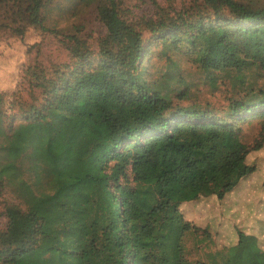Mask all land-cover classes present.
Here are the masks:
<instances>
[{"label":"trees","instance_id":"trees-1","mask_svg":"<svg viewBox=\"0 0 264 264\" xmlns=\"http://www.w3.org/2000/svg\"><path fill=\"white\" fill-rule=\"evenodd\" d=\"M49 1L0 0V15L18 35L45 30ZM99 1L106 34L96 64L76 52L71 70L31 73L29 102L0 93V264H264L255 233L234 223L233 240L219 244L157 188L184 178L198 192L196 163L166 155L243 125L258 127L254 145L219 162L227 181L217 199L256 172L246 156L264 147V5L192 0L175 22L140 26L118 0ZM144 32L165 55L154 78L142 65ZM170 51L189 57L192 77Z\"/></svg>","mask_w":264,"mask_h":264},{"label":"rangeland","instance_id":"rangeland-1","mask_svg":"<svg viewBox=\"0 0 264 264\" xmlns=\"http://www.w3.org/2000/svg\"><path fill=\"white\" fill-rule=\"evenodd\" d=\"M118 1L123 18L128 23L140 26L147 18L175 22L178 15L192 4V0ZM239 1L255 7L264 5V0ZM99 2L50 0L44 10L45 30L27 27L22 35L13 31L16 24L0 15V93L6 101L18 96L22 102H29L31 73H38L42 69L45 76L50 78L57 70H71L75 67L76 52L88 51L92 64L97 63L99 42L106 34V27L99 19ZM68 35H76L79 40H70ZM143 39L147 47L142 62L146 67L145 77L154 78L165 69V55L148 32H144ZM180 52L170 51L167 55L177 62L184 75L192 77L189 57ZM215 98L223 105L224 96L217 93ZM257 131L256 125H243L239 133L242 143L238 140L237 131H233V134L214 140L205 138L180 142L166 155V159L173 155L184 167L189 162L196 163L194 175L198 180V192L186 188L184 178L169 181L157 188L172 200L182 202L179 208L193 224L210 226L214 240L219 244H229L233 240L232 227L236 223L240 229L259 236L264 248V147L251 150L246 156L247 164L255 165L256 172L242 179L224 199L218 200L216 196L227 181L219 170V162L231 151L246 149L244 144L252 147ZM188 176L192 177L193 174L188 173ZM235 177L233 175L232 179ZM6 191L2 199L10 203L12 196ZM3 205L2 202L0 211H3ZM5 225L6 219L2 216L0 229H4ZM189 243H192L191 240Z\"/></svg>","mask_w":264,"mask_h":264},{"label":"crops","instance_id":"crops-1","mask_svg":"<svg viewBox=\"0 0 264 264\" xmlns=\"http://www.w3.org/2000/svg\"><path fill=\"white\" fill-rule=\"evenodd\" d=\"M247 232H249V231H247ZM253 233V232H252Z\"/></svg>","mask_w":264,"mask_h":264},{"label":"bare ground","instance_id":"bare-ground-1","mask_svg":"<svg viewBox=\"0 0 264 264\" xmlns=\"http://www.w3.org/2000/svg\"><path fill=\"white\" fill-rule=\"evenodd\" d=\"M76 4V3H75ZM64 10V9H63Z\"/></svg>","mask_w":264,"mask_h":264}]
</instances>
